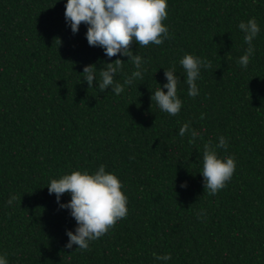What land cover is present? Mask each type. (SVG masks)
I'll use <instances>...</instances> for the list:
<instances>
[{
  "label": "trees",
  "instance_id": "1",
  "mask_svg": "<svg viewBox=\"0 0 264 264\" xmlns=\"http://www.w3.org/2000/svg\"><path fill=\"white\" fill-rule=\"evenodd\" d=\"M167 2L169 38L133 43L146 71L116 95L98 87L104 62L124 60L114 77L121 84L134 64L90 46L87 25L74 34L67 0H0V256L8 264H264V0ZM252 18L260 32L244 68L238 24ZM187 54L211 65L201 68L194 98L180 64ZM91 64L89 88L83 70ZM165 69L179 80L175 116L151 100ZM185 123L202 138L181 137ZM222 136L228 146L217 154L234 157L236 170L209 195L204 144ZM100 165L122 182L128 214L90 250L67 248L77 224L48 184ZM70 199L65 193L61 203Z\"/></svg>",
  "mask_w": 264,
  "mask_h": 264
},
{
  "label": "clouds",
  "instance_id": "2",
  "mask_svg": "<svg viewBox=\"0 0 264 264\" xmlns=\"http://www.w3.org/2000/svg\"><path fill=\"white\" fill-rule=\"evenodd\" d=\"M167 16V0H67L65 8V19L74 34L83 23L88 26L86 38L90 46L104 49L109 59L119 54L129 57L128 61L134 64L136 70L121 84L114 77L123 71L124 60L117 58L111 63L104 62L99 73L98 87L101 92L111 87L116 95L123 92L124 85H131L135 79H143V72L146 71L143 65L146 62L140 55L133 54V43L141 47L163 44L169 38V29L164 24ZM238 28L244 33V42L248 45L238 64L247 68L254 53L253 40L258 36L260 28L255 18L247 22L241 21ZM180 64L186 73L188 95L194 98L199 94L196 81L200 77L201 68H209L211 65L191 54L185 55ZM96 68L95 64L84 67V79L89 88L96 80ZM165 77L167 82L153 92L151 100L163 112L175 116L182 107V101L177 94L179 80L173 69H165ZM186 134L189 135V143H195L201 137V133L191 128L188 123L179 129L181 137ZM227 146L223 136L215 147L211 141L204 144L201 172L205 191L209 195H215L223 189L236 170L234 157L224 159L217 154V148L226 149ZM181 187H187V182L181 184ZM122 188L120 179L114 173L106 172L104 165H100L94 174L76 170L50 181L49 194L56 195L60 208L70 210V215L77 224L74 232L68 230L66 233L69 237L67 248L77 245L78 249L90 250L89 242L98 240L120 219L127 216L128 198ZM65 193L70 194L71 199L67 203H61V197ZM17 199L16 195H12L7 203L11 205ZM203 215L202 210L198 216ZM153 256L156 260L171 259L170 254L158 255L154 252ZM0 264H8L6 256H0Z\"/></svg>",
  "mask_w": 264,
  "mask_h": 264
}]
</instances>
